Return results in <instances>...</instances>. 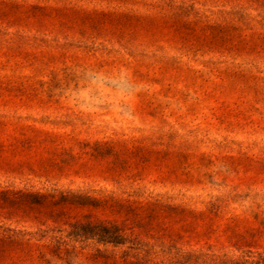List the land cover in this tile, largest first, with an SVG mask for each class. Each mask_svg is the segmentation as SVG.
<instances>
[{"label":"rangeland","instance_id":"obj_1","mask_svg":"<svg viewBox=\"0 0 264 264\" xmlns=\"http://www.w3.org/2000/svg\"><path fill=\"white\" fill-rule=\"evenodd\" d=\"M0 264H264V0H0Z\"/></svg>","mask_w":264,"mask_h":264}]
</instances>
